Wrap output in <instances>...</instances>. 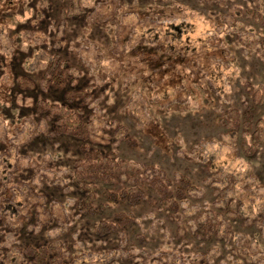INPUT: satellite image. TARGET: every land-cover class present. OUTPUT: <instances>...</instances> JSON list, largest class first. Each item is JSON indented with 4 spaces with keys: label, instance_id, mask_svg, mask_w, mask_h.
I'll return each mask as SVG.
<instances>
[{
    "label": "rangeland",
    "instance_id": "1",
    "mask_svg": "<svg viewBox=\"0 0 264 264\" xmlns=\"http://www.w3.org/2000/svg\"><path fill=\"white\" fill-rule=\"evenodd\" d=\"M255 14L264 0H0V264L53 243L73 264H264V145L246 156L218 123L230 109L264 116L246 94L264 79ZM56 59L61 85L44 76ZM38 100L79 111L83 137L55 135ZM82 146L187 177L192 228L178 237L152 197L108 205L113 185L84 208L72 178ZM118 212L132 226L99 234ZM206 213L227 231L198 233Z\"/></svg>",
    "mask_w": 264,
    "mask_h": 264
},
{
    "label": "trees",
    "instance_id": "2",
    "mask_svg": "<svg viewBox=\"0 0 264 264\" xmlns=\"http://www.w3.org/2000/svg\"><path fill=\"white\" fill-rule=\"evenodd\" d=\"M74 5L73 2H71ZM263 26L261 35L260 58L264 63V18L255 14ZM58 59L51 61L45 69L44 76L52 79L55 84H62L61 68ZM21 89H30L34 84L26 78L19 81ZM81 95L80 91L74 92ZM246 94L254 106L264 105V79L256 88L248 87ZM36 112L44 115L53 123L52 132L57 136H68L81 139V116L67 105L50 104L44 100H38L35 104ZM218 123L229 132L240 133V151L246 156H252L260 146L264 145V116L252 120L250 114L240 113L238 110L225 111L218 119ZM84 159L75 160L72 171L73 180L83 189L85 196L84 208H92L96 200L98 184H107L117 187L116 190H104L102 198L108 205L133 206L152 197L157 205L164 211H168L170 219L175 222L178 237L186 234L187 228H192L185 216H182L181 208L191 209L190 198L195 193L187 177L180 176L169 179L158 168H141L131 162L118 161L115 153L104 155L98 150L82 146ZM231 216V213H226ZM199 228L196 230L204 238H212L214 235L225 233L224 224L219 215L206 213L197 218ZM134 217L129 213L118 212L114 220L102 222L97 230L102 236L120 232L132 226ZM179 234V235H178ZM23 259L28 264H73V255L58 243L38 248L28 246L23 250Z\"/></svg>",
    "mask_w": 264,
    "mask_h": 264
}]
</instances>
